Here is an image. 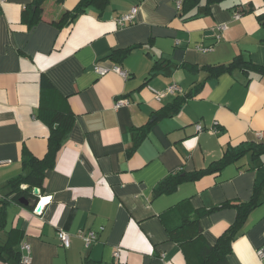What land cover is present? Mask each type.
<instances>
[{
    "label": "crops",
    "instance_id": "obj_1",
    "mask_svg": "<svg viewBox=\"0 0 264 264\" xmlns=\"http://www.w3.org/2000/svg\"><path fill=\"white\" fill-rule=\"evenodd\" d=\"M79 1L42 0L32 25L23 14L36 10L34 0L0 2V264H17L23 242L28 264H200V243L184 242L196 228L183 221L249 201L264 176V149L171 193L156 189L230 149L264 146V0H180L179 8L177 0H109L103 9L88 5L69 26L52 23ZM133 6V22L119 26L115 19ZM113 50L125 53L115 62ZM97 62L128 76L99 75ZM42 75L51 88L41 89ZM172 83L180 93L156 95ZM117 99L127 103L115 108ZM40 107L70 111L74 121L38 194L22 183L19 196L9 183L28 173L23 151L40 159L47 150ZM259 199L228 264H264V185ZM235 218L232 207L203 215V241L213 245ZM59 230L70 234L68 247ZM81 230L97 234L88 247Z\"/></svg>",
    "mask_w": 264,
    "mask_h": 264
},
{
    "label": "trees",
    "instance_id": "obj_2",
    "mask_svg": "<svg viewBox=\"0 0 264 264\" xmlns=\"http://www.w3.org/2000/svg\"><path fill=\"white\" fill-rule=\"evenodd\" d=\"M108 1L109 0H80L72 10L65 11L64 13H62V15L57 21L52 23L58 28L69 26L79 14L84 12L85 8L88 5L94 4L100 9H103L108 3ZM41 2L42 0H34L36 10L32 11L31 9H29V17L27 19L24 18L23 14V21L27 22V24L29 25H32L40 20L41 17L38 8L40 7ZM260 20L264 25L263 16L260 18ZM120 53L124 54L125 51L113 50L109 54V57L116 62V55ZM244 63L247 64L249 62L246 61ZM40 87L41 89H48L52 87L43 75L40 78ZM37 116L49 127L47 150L45 155L40 159L31 155L28 151H23V163L25 167L29 168V170L25 176L21 175L10 181L9 184L15 190L16 195H21L24 193V191L19 188L20 184L22 183H28L29 187L35 186L38 189L40 188L44 177V171L52 166L56 152L61 146V141L63 137L66 136V134L69 132L74 121L73 114L70 111L61 112L59 110H55L48 107H40ZM141 130V133L144 134L145 129L141 128ZM263 149L264 146L256 144L247 145V147H243L240 150L230 149L228 152L224 153V155L220 159L211 162L203 169L191 173L182 174L175 172L173 174L168 175L166 178L159 182L156 192L165 194L171 193L177 188V186L182 181H195L203 175L221 171L227 164L235 162L239 158H241L244 152H246V150H251L253 154H258L260 153V151L263 152ZM262 185H264V176L259 181V183L255 184L252 196L249 201L226 202L218 207L209 210H198L195 212V215H193L192 218H187L183 221L188 222V224L193 225L196 228L194 234L195 236L192 237L190 240H186L184 242L200 243L198 247V257L200 259V264H228L227 256L231 253V244L235 239L236 235L243 228L249 213L260 202L259 194L261 192ZM223 207L235 208L236 218L234 222L230 224L221 235L218 236L213 245L207 244L203 241L201 237V227L199 224V219L210 211ZM184 227H187V225L185 223H182L173 230H171L169 234L175 235L178 231L184 229ZM20 258L21 251L17 254V264H22Z\"/></svg>",
    "mask_w": 264,
    "mask_h": 264
},
{
    "label": "built area",
    "instance_id": "obj_3",
    "mask_svg": "<svg viewBox=\"0 0 264 264\" xmlns=\"http://www.w3.org/2000/svg\"><path fill=\"white\" fill-rule=\"evenodd\" d=\"M3 1V0H0V2ZM181 5V1L180 0H177V7L179 8ZM137 13V6H133L130 8V10H128L127 12L125 13H122L120 14L116 19L115 21L117 22V24L119 26H124L126 24H131L133 22V19L135 17ZM235 18H238L239 15H235L234 16ZM225 25L221 24L218 26V30H223L225 29ZM204 50H207V48H205ZM94 72H96L97 74L99 75H103L105 73H107L108 71H114L116 72L117 74H119L121 77L123 78H127L128 76V73L126 70L122 69L120 66L118 65H112L110 67H106V66H102L100 64H98V62L94 65V68H93ZM171 93V94H174L176 92L180 93L181 92V89L179 86H177L176 84L172 83V84H169L163 92H156V95L157 96H160L162 93ZM127 103V100L126 99H117L114 103V107L115 108H118L124 104ZM217 125V123H214L213 124V127L211 128L212 131L214 132H217V128L215 127ZM195 128L198 132L200 131H203L204 130V127L197 123L195 124ZM263 140H264V136H262ZM36 208H37V205L33 208V212L36 213V214H39L36 212ZM77 235L83 240V243L85 245V247H88L91 242H93L95 239H96V232L95 231H92V230H88V231H78L77 232ZM58 238L61 242V244L64 246V247H68L69 244H70V234L68 232H66L65 230H59L58 232ZM20 249H21V258H20V261L22 264H28V256H29V253H30V245L28 243H20ZM258 254L260 256H264V251L263 250H258L257 251ZM118 251H115L113 253V258L116 260L118 258Z\"/></svg>",
    "mask_w": 264,
    "mask_h": 264
},
{
    "label": "water",
    "instance_id": "obj_4",
    "mask_svg": "<svg viewBox=\"0 0 264 264\" xmlns=\"http://www.w3.org/2000/svg\"><path fill=\"white\" fill-rule=\"evenodd\" d=\"M34 194H35V195L38 194V188H35V189H34ZM20 201H21L22 203H27L26 200H25L23 197L20 199ZM41 210H42V205H41V204H38V205H37V208H36V212H37V213H40Z\"/></svg>",
    "mask_w": 264,
    "mask_h": 264
}]
</instances>
